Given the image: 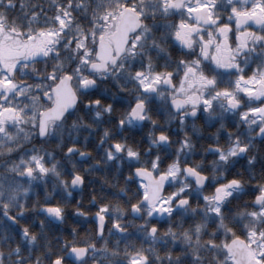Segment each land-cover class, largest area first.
<instances>
[{
    "label": "snow or ice",
    "instance_id": "1",
    "mask_svg": "<svg viewBox=\"0 0 264 264\" xmlns=\"http://www.w3.org/2000/svg\"><path fill=\"white\" fill-rule=\"evenodd\" d=\"M0 264H264V0H0Z\"/></svg>",
    "mask_w": 264,
    "mask_h": 264
},
{
    "label": "trees",
    "instance_id": "2",
    "mask_svg": "<svg viewBox=\"0 0 264 264\" xmlns=\"http://www.w3.org/2000/svg\"><path fill=\"white\" fill-rule=\"evenodd\" d=\"M51 147L52 148H55V145H52ZM68 223H69V226H75V227H77V229L80 231V235L81 236H83L85 234L83 228L80 225H75L72 220H69ZM89 227H91V226H89Z\"/></svg>",
    "mask_w": 264,
    "mask_h": 264
},
{
    "label": "flooded vegetation",
    "instance_id": "3",
    "mask_svg": "<svg viewBox=\"0 0 264 264\" xmlns=\"http://www.w3.org/2000/svg\"><path fill=\"white\" fill-rule=\"evenodd\" d=\"M229 130H233V129H229ZM203 143H206V142H203ZM209 159H211V157Z\"/></svg>",
    "mask_w": 264,
    "mask_h": 264
}]
</instances>
